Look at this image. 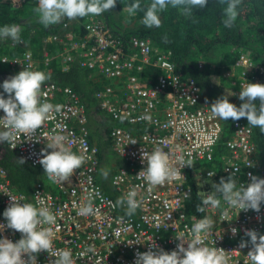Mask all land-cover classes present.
Listing matches in <instances>:
<instances>
[{
    "label": "built area",
    "instance_id": "1",
    "mask_svg": "<svg viewBox=\"0 0 264 264\" xmlns=\"http://www.w3.org/2000/svg\"><path fill=\"white\" fill-rule=\"evenodd\" d=\"M28 1L0 0L10 2L13 7ZM78 24L76 19L65 18L58 30L43 36V46H60L52 51L44 49L43 61L54 60L63 70L74 64L106 80L95 93V99L96 107L112 122L108 141L112 154L121 162L108 170L110 189L116 192L117 198L103 192L100 150L90 140L87 114L78 95L69 86L46 83L41 102L63 105L62 114L45 121L31 137L16 134L6 146L18 159L24 158L29 165L42 167V153L53 151L47 147L51 137L64 135L65 146L84 156L85 162L68 180L49 181L51 190L37 182L28 194L11 184L0 164V225H4L0 239L15 243L22 238L21 233L7 228L3 215L14 197L21 204L48 207L57 217L55 225H41L52 227L54 236L51 251L39 253L37 264H54L59 249L70 250L75 264H135L137 253L150 249L171 253L180 244L186 249L188 241L194 238L193 225L205 217L213 221L209 233L202 234L205 246L227 252L229 264H251L247 255L252 245L245 232L255 230L264 235V204L259 212L244 211L232 208L221 199L219 208L205 206L204 212L197 211L202 199L214 191L213 185L219 184L221 178L227 181L235 173L238 185L245 186L251 182L249 174L264 179L251 128L234 121L232 132L224 142L225 150L218 159L219 170L206 166L223 136V120L212 115L213 102L201 101L196 82L181 76L170 53L160 49L152 38L113 32L100 16L85 18L80 24L84 30L82 35ZM17 45H25L22 37L19 42L9 44L10 51L15 53L1 56L0 63L14 72L34 71L38 62L31 51L24 49L18 53L14 49ZM231 67L230 72L241 88L246 81L239 80L236 69L240 70V77L257 70L264 72V66L254 63L243 49L238 50ZM153 69L157 70L156 74L149 75ZM4 115L0 110V119ZM6 130L0 121V131ZM133 141L136 143L132 144ZM157 148L169 153L172 164L180 168L182 178L150 187L138 174L147 167L142 160L143 152L151 153ZM180 157L185 161L191 159V168L181 167ZM250 162L252 167H248ZM209 172L215 175L209 176ZM133 188L138 193L140 207L129 217L126 205H114ZM97 191L100 197L95 195ZM89 199L93 200L97 213L78 214ZM242 240L248 242L247 247H239ZM24 259L27 261L28 257Z\"/></svg>",
    "mask_w": 264,
    "mask_h": 264
},
{
    "label": "clouds",
    "instance_id": "2",
    "mask_svg": "<svg viewBox=\"0 0 264 264\" xmlns=\"http://www.w3.org/2000/svg\"><path fill=\"white\" fill-rule=\"evenodd\" d=\"M208 2L209 0H151L146 9H142L140 0H134L127 6L126 11L129 16L144 11L141 23L147 28H159L162 23L160 13L169 7L177 9L186 18H192L194 10L207 7ZM218 2L225 6L222 20L224 27H234L243 0ZM116 3L117 0H39L35 12L40 23L48 27L60 23L64 18L75 20L101 15L115 8ZM21 31L20 25H4L0 27V38H11L19 42ZM50 79L51 77L42 71L25 69L3 82V91L8 94V98L0 95V110L5 114L0 121L4 122L7 130L0 131V142H11L18 133L31 137L45 121L53 118L55 114H62L63 105L41 102L42 88ZM239 99L243 101L239 107L230 103L227 96L217 99L211 105L212 115L224 121L229 119L239 121L246 118L249 126L259 128L260 132L264 133V84L246 83L239 93ZM257 100L259 105L256 103ZM66 141V136L54 135L51 137V143L47 145L53 151L42 153L40 164L48 180L53 183L68 180L85 162L84 156L73 153L65 146ZM178 159L181 167L191 168L193 164L191 159L187 161L182 157ZM142 160L146 161L147 167L139 172L138 177H143L150 187L182 178L180 168L172 164L169 153L162 149L157 148L151 153L143 152ZM25 162L24 158L17 161L20 165ZM248 167H252L251 162ZM235 170L239 171L238 168ZM102 173L107 178L108 173L103 170ZM208 175L213 176L215 173L209 172ZM249 176L251 182L247 186L238 185L235 173L227 181L221 178L219 184L213 185L214 191L202 199V205L197 206V211L204 212L205 206L219 208L223 199L232 208L259 212L261 205L264 204V179L251 174ZM95 195L101 196L98 191ZM137 195L136 189L133 188L126 197L119 198L114 206L126 205V215L131 217L140 207ZM11 201L3 215L7 220V228L21 233L22 238L15 243L6 238L0 239V264H37L39 253L51 251L54 236L52 227L43 228L41 225H55L57 217L48 207L37 208L32 203L21 204L14 197H11ZM97 211L93 200L89 199L79 208L78 214L95 215ZM212 226V219L205 217L193 225L191 232L194 238L188 241L186 249L183 244L178 245V250L171 253L150 249L144 253H137L135 264H229L230 257L227 252L204 244L202 234L207 235ZM3 228L4 225H0V229ZM232 232L236 234L237 230L233 228ZM245 235L250 237L252 245L247 255L251 264H264V235L258 234L255 230L246 231ZM247 246L248 242L243 240L239 245L240 248ZM91 250L90 248L89 251ZM55 255L54 264H75L70 250L59 249ZM25 256L28 257L27 261L24 259Z\"/></svg>",
    "mask_w": 264,
    "mask_h": 264
},
{
    "label": "trees",
    "instance_id": "3",
    "mask_svg": "<svg viewBox=\"0 0 264 264\" xmlns=\"http://www.w3.org/2000/svg\"><path fill=\"white\" fill-rule=\"evenodd\" d=\"M133 2L134 0H117L115 8L98 16L106 20L113 32L121 33L123 36L128 35V37L136 35L155 40L160 49L170 53V59L177 65L181 76L196 82L201 91L202 102L214 103L217 99L227 96L229 102L237 107L243 103L239 98L233 97L234 85L229 83L225 75L233 65L240 49L247 51L254 63L264 66V0H243L238 9L239 16L232 28L224 27L222 20L225 6L221 5L218 0H209L207 7L194 10L192 18H186L177 9L169 7L160 13L162 23L159 28H147L143 24L130 31L119 28V19L127 14L126 8ZM150 2L151 0H140L141 8L146 9ZM36 6L35 0H29L19 7H13L10 2H0V27L11 24L20 25L21 37L25 45H17L14 48L16 52L20 53L24 49L30 50L38 62L34 71H42L51 77L46 83L53 82L60 86H69L76 92L87 114L90 140L97 144L100 150V160L109 159L113 157V154L106 135L112 124L109 116L104 115L96 107L95 99V93L102 88L106 80L74 64L63 70L54 60L44 63L42 56L44 49L52 51L59 49L60 46L57 44L43 46L42 38L58 30L65 18L56 25L45 27L40 23L35 12ZM115 12H117V18H115ZM143 15L144 11L136 13L139 19H142ZM85 18L76 19L79 23L80 35L84 33L80 24ZM11 42H13L11 38H0V57L9 52L15 53L9 49ZM156 72L157 70L153 69L149 75L156 74ZM235 72L239 80H245L246 83L264 84V72L257 70L246 77H240L239 69ZM18 73L0 63V95H3L5 99L8 98V94L3 91V82ZM256 103L259 105L258 100ZM239 121L249 126L246 118H241ZM233 122L231 119L223 120V136L214 148L212 160L205 163L206 166L219 170L218 159L225 150L224 142L232 132ZM249 127L258 158L264 169V133H261L259 128ZM18 160L16 154L7 148L6 142H0V164L17 190L28 194L37 182L43 183L48 190H51L43 167L31 166L26 162L20 165L17 163ZM119 165L118 162L116 166ZM102 184L105 194L117 198L114 190L106 187V183Z\"/></svg>",
    "mask_w": 264,
    "mask_h": 264
},
{
    "label": "rangeland",
    "instance_id": "4",
    "mask_svg": "<svg viewBox=\"0 0 264 264\" xmlns=\"http://www.w3.org/2000/svg\"><path fill=\"white\" fill-rule=\"evenodd\" d=\"M35 1L37 3V6H36V8H37L39 0H35ZM114 14H115V18H117L118 17L117 16V12H115ZM141 20L142 19L137 18L136 15L135 16H129L128 13H127V14H125L124 16H122L119 19L120 27L119 26L118 27L119 28H124L125 30H129V31L130 30H134V29H137L140 26H142ZM230 71H232V67H230V70L226 73L225 76H226L227 79H229V83L232 86L234 85L233 97L238 99L240 90L242 88H240V86L238 84V79L236 78V76L234 74H232ZM111 124H112V122H111ZM106 138L108 139V133L106 135ZM118 162L121 163L116 155H113V157H111L109 159L108 158H104V160H101L102 165H100V170H101L102 177H101L100 182H105L106 183V187H108V188H110V184H109L110 172L108 170L111 169L112 167L113 168L116 167ZM102 170L106 171L108 173L107 178L104 177V175L102 173Z\"/></svg>",
    "mask_w": 264,
    "mask_h": 264
},
{
    "label": "crops",
    "instance_id": "5",
    "mask_svg": "<svg viewBox=\"0 0 264 264\" xmlns=\"http://www.w3.org/2000/svg\"><path fill=\"white\" fill-rule=\"evenodd\" d=\"M103 183H105V182H103ZM103 185V184H102Z\"/></svg>",
    "mask_w": 264,
    "mask_h": 264
}]
</instances>
